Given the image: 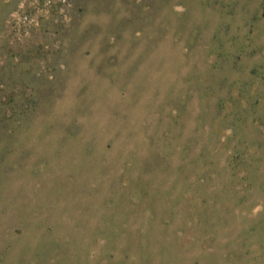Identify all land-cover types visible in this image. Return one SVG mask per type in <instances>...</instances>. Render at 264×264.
Returning <instances> with one entry per match:
<instances>
[{
    "label": "rangeland",
    "instance_id": "obj_1",
    "mask_svg": "<svg viewBox=\"0 0 264 264\" xmlns=\"http://www.w3.org/2000/svg\"><path fill=\"white\" fill-rule=\"evenodd\" d=\"M0 264H264V0H0Z\"/></svg>",
    "mask_w": 264,
    "mask_h": 264
}]
</instances>
